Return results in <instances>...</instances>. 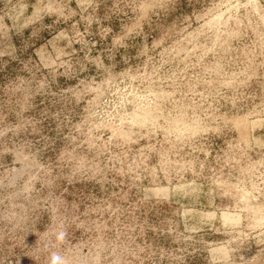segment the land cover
<instances>
[{"label":"rangeland","instance_id":"obj_1","mask_svg":"<svg viewBox=\"0 0 264 264\" xmlns=\"http://www.w3.org/2000/svg\"><path fill=\"white\" fill-rule=\"evenodd\" d=\"M53 252L264 264V0H0V264Z\"/></svg>","mask_w":264,"mask_h":264},{"label":"clouds","instance_id":"obj_2","mask_svg":"<svg viewBox=\"0 0 264 264\" xmlns=\"http://www.w3.org/2000/svg\"><path fill=\"white\" fill-rule=\"evenodd\" d=\"M65 232L61 231L59 234H58V237L57 239L59 241H63L65 239ZM50 264H67V260L64 256H62L60 253L58 252H53L51 254V257H50Z\"/></svg>","mask_w":264,"mask_h":264}]
</instances>
